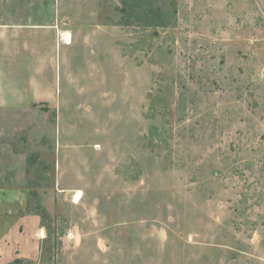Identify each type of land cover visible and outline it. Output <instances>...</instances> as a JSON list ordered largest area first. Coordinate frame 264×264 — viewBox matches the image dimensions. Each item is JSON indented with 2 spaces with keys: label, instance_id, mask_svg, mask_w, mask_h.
<instances>
[{
  "label": "rangeland",
  "instance_id": "1",
  "mask_svg": "<svg viewBox=\"0 0 264 264\" xmlns=\"http://www.w3.org/2000/svg\"><path fill=\"white\" fill-rule=\"evenodd\" d=\"M26 213L9 264H264V0H0V234Z\"/></svg>",
  "mask_w": 264,
  "mask_h": 264
},
{
  "label": "crops",
  "instance_id": "2",
  "mask_svg": "<svg viewBox=\"0 0 264 264\" xmlns=\"http://www.w3.org/2000/svg\"><path fill=\"white\" fill-rule=\"evenodd\" d=\"M46 234L40 215H22L0 234V264H9L21 257L36 261Z\"/></svg>",
  "mask_w": 264,
  "mask_h": 264
},
{
  "label": "bare ground",
  "instance_id": "3",
  "mask_svg": "<svg viewBox=\"0 0 264 264\" xmlns=\"http://www.w3.org/2000/svg\"><path fill=\"white\" fill-rule=\"evenodd\" d=\"M66 34V33H65ZM66 37V43H71V40H72V37H71V35H70V33H67L66 35H65ZM81 196H82V193L79 191L78 193H77V195H75V199H74V201L75 202H78L79 200H80V198H81Z\"/></svg>",
  "mask_w": 264,
  "mask_h": 264
}]
</instances>
